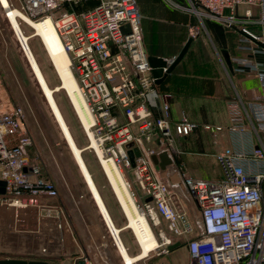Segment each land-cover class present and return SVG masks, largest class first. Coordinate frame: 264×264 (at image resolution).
Instances as JSON below:
<instances>
[{
  "label": "built area",
  "instance_id": "built-area-1",
  "mask_svg": "<svg viewBox=\"0 0 264 264\" xmlns=\"http://www.w3.org/2000/svg\"><path fill=\"white\" fill-rule=\"evenodd\" d=\"M163 1L238 30L243 35L240 50L264 51L263 42L247 29L264 26V0H186L187 7ZM7 3L32 20L50 19L90 116L89 132L83 130L87 150L97 162L98 151L123 173L131 197L159 241L149 253L166 254L169 245L182 241L186 264H264V96L251 94L245 102L239 96L227 100L225 128L238 140L251 133L245 143L249 148L214 152L219 176H193L176 162L181 154L179 140L199 129L212 134L221 127L199 125L184 112L171 120L170 94L160 91L158 80L168 73L174 57L163 58L155 67L149 64L135 0ZM238 7H243L240 13ZM0 9L6 15L1 2ZM231 61L236 71L251 73L264 91L260 63L238 56ZM153 69L159 74L154 76ZM24 120L22 106L0 97V181L4 183L0 206L35 207L46 216H57L54 205L45 203L57 199L56 183L37 176L40 166L30 164L28 151L34 149V139ZM91 141L94 146L88 147ZM127 143L131 145L125 147ZM160 154L168 162L157 169Z\"/></svg>",
  "mask_w": 264,
  "mask_h": 264
},
{
  "label": "crops",
  "instance_id": "crops-1",
  "mask_svg": "<svg viewBox=\"0 0 264 264\" xmlns=\"http://www.w3.org/2000/svg\"><path fill=\"white\" fill-rule=\"evenodd\" d=\"M135 1L142 16L140 26L147 57L161 59L176 57L190 38L185 52L160 81L159 88L161 92L170 94L169 111L172 121L178 118L180 112H184L192 122L199 125L221 127V130L212 134L199 129L181 138L179 140L181 154L176 158V162L185 167L191 175L216 178L219 176V170L213 159V153L226 147L246 150L249 145L245 143L251 135L247 132L238 140L226 130L227 100L239 96L245 102L246 97L251 94L264 96L257 79L251 73L236 71L231 59L236 56L248 57L264 68V51L250 54L240 50L238 46L243 35L238 30L225 29L212 20L198 17L183 8L170 6L163 0ZM170 1L180 6H188L186 0ZM3 3L6 5L7 1L3 0ZM242 8L238 7L236 12L240 13ZM247 29L254 37H258L264 46V26L249 25ZM225 56L228 58L229 66ZM34 151L31 149L28 152L29 162L40 166V173L37 176L47 178L46 172H43L40 162L35 158ZM51 180L58 186L56 180ZM82 180L89 193L87 197L67 198L64 195L56 200L45 201L53 204L59 211L57 216L54 214L46 216L43 211L35 207L22 209L21 212L14 210L7 219H2L3 216L0 215V221L5 222L8 227L21 228L16 232L8 230L6 237L9 244L2 247L0 259L15 258L25 261H44L50 264H76L79 259H83L85 264H105L108 256L103 248L104 245L99 244L98 236L94 234L92 237L91 231L94 225L100 227L101 223L110 237L107 222L90 195L83 178ZM96 186L98 187L97 184ZM102 199L112 219V212L103 197ZM121 213L124 217L122 210ZM58 223L61 224L60 228L57 226ZM123 223L120 221L114 224L118 228H123L122 225L125 224ZM127 232L129 231L123 230L120 235L124 236ZM121 240L129 255L140 252L136 240L133 246H136L137 251L133 250V246H126L122 238ZM177 242L178 245L167 247L166 254L148 253L143 259L132 264H186L188 254L185 244L182 241ZM112 245L115 251L111 252V257L120 261L119 264H125L123 255L119 253L114 243ZM101 253L105 256H101Z\"/></svg>",
  "mask_w": 264,
  "mask_h": 264
},
{
  "label": "rangeland",
  "instance_id": "rangeland-1",
  "mask_svg": "<svg viewBox=\"0 0 264 264\" xmlns=\"http://www.w3.org/2000/svg\"><path fill=\"white\" fill-rule=\"evenodd\" d=\"M21 30L25 35H31V28L25 24H20ZM46 30V29H45ZM44 31V30H43ZM46 39L53 51H59L61 49L60 43L56 36L49 30L47 33L44 31ZM28 46L33 52L37 63L42 71V74L47 84L53 88L59 84L56 72L51 65L50 59L43 47L42 42L38 37L30 38ZM62 50V49H61ZM55 102L59 107L64 120L69 128V131L76 143V145L83 149L86 148L87 139L83 134V128L79 123L75 112L63 90L55 92L53 94ZM0 97L5 99L13 105H20L25 112L24 125L27 132L34 139V149L39 153L38 157H35L40 163L43 172L47 175V178L57 181V189L59 197L66 195L67 198L88 196L85 184L79 173V168L75 163L72 153L66 145L60 129L58 128L54 118L50 112V109L46 103V100L38 86L34 75L30 69V66L26 60V56L22 51L9 21L3 16L0 9ZM31 149H29L30 151ZM28 151V152H29ZM83 160L92 176V179L98 185V191L101 196L107 202L111 212L112 219L115 224L118 222H124L122 226L126 225L125 217H122L121 210L106 178L102 172L99 162H97L94 154L91 150H84L82 152ZM158 165L156 168L158 169ZM163 171H159L161 174ZM129 181V177H126ZM130 189L137 193V189L134 185L130 184ZM21 212L22 209H17ZM14 208L0 206V215L2 219H7L8 215H12ZM117 216V217H116ZM124 216V215H123ZM9 218V217H8ZM124 218V219H123ZM5 221V220H3ZM97 225V224H96ZM163 227V222H161ZM117 227V226H116ZM8 230L14 232L20 231L21 228L6 225L5 222L0 221V252L2 247L9 244L6 237ZM128 230L131 234L132 231ZM13 232V233H14ZM92 237L98 236L100 239L99 244L104 245V250L108 256L105 264H119L120 261L111 257L113 250L115 251L112 241L104 226L100 223V227L93 226L91 231ZM127 232V237L120 235L125 241L126 246H133L136 242L134 235ZM97 237V238H98ZM102 248V247H101ZM108 248V250H107ZM133 250L137 251L136 246H133ZM90 254V252H88ZM104 253H101V256ZM101 259V258H100Z\"/></svg>",
  "mask_w": 264,
  "mask_h": 264
},
{
  "label": "bare ground",
  "instance_id": "bare-ground-1",
  "mask_svg": "<svg viewBox=\"0 0 264 264\" xmlns=\"http://www.w3.org/2000/svg\"><path fill=\"white\" fill-rule=\"evenodd\" d=\"M0 2L5 7L4 12H6V15H3L9 21L14 35L26 56V60L30 66L32 74L34 75V78L38 86L40 87V90L50 109V112L61 131L64 141L66 142L72 153L73 159L78 166L77 168H79V171L81 173L80 175H82V178L87 185L90 195L94 198V201L97 203L98 208L105 217L108 231L114 245L117 247L119 253L123 255L125 264H132L133 262L140 261L146 255H148L150 250L159 245V241L156 239L152 229L150 228L146 217L138 209L133 198L131 197L130 191L125 184V177L123 176V173L119 171L117 166L111 160L104 159L97 151V157L100 167L118 205L123 212V215L126 219V225L123 228L116 227L108 213L101 194L98 191L97 186L92 179V176L88 171V168L82 157V152L86 150L87 147L82 149L76 145L53 96L55 92H58L60 90H63L65 92L79 123L81 124L83 130L87 131L88 133L90 116L87 109L85 108L84 100L79 91L76 79L69 67L68 55L62 47V44L50 19L44 18L43 20H32L16 6L9 7L8 3H6V5L3 3V0H0ZM21 23L30 27L31 33H33L28 36L25 35L21 30ZM43 30L46 33L50 30L56 36L62 50L60 49L59 51H53L51 49ZM33 37H38L42 42L47 56L50 59L51 65L56 72L59 84L54 86L53 88H51L47 84L37 63V60L30 47L28 46L27 41ZM93 146L94 143L93 141H91L88 147ZM125 229H130L132 231L134 238L140 247V252L132 256L127 253L125 246L123 245V242L120 238V232Z\"/></svg>",
  "mask_w": 264,
  "mask_h": 264
},
{
  "label": "water",
  "instance_id": "water-1",
  "mask_svg": "<svg viewBox=\"0 0 264 264\" xmlns=\"http://www.w3.org/2000/svg\"><path fill=\"white\" fill-rule=\"evenodd\" d=\"M190 42V38L187 39V41L184 43V45L182 46V48L180 49L179 53L176 55V57H174L172 63L170 64V66L168 67L167 69V72H169V70L175 65V63L181 58V56L183 55V53L185 52L188 44ZM147 60L149 62V64L153 67L159 65V64H162L163 61L161 58H154V57H147ZM225 61L227 62V65L229 66V63H228V58L227 56H225ZM152 74L154 76L158 75L159 74V70L158 69H153L152 70ZM161 80H158V82H160ZM131 144L130 143H127L125 145V147H129ZM128 155L130 157V159L132 158V155L130 154V152L128 151ZM159 158V167L162 168L163 165L165 163L168 162V160L165 158V155L164 154H160L158 156ZM152 161L153 162H156V157H152ZM3 181H0V192L2 193L3 192V188H2V185H3ZM145 200H149V198H146ZM179 243L178 242H175L171 245L168 246V248H172L174 247L175 245H178ZM0 264H50V263H46L44 261H35V260H29V261H25V260H21V259H15V258H4V259H0ZM76 264H85L84 260L83 259H79Z\"/></svg>",
  "mask_w": 264,
  "mask_h": 264
},
{
  "label": "trees",
  "instance_id": "trees-1",
  "mask_svg": "<svg viewBox=\"0 0 264 264\" xmlns=\"http://www.w3.org/2000/svg\"><path fill=\"white\" fill-rule=\"evenodd\" d=\"M160 87V86H159ZM98 189V188H97Z\"/></svg>",
  "mask_w": 264,
  "mask_h": 264
}]
</instances>
